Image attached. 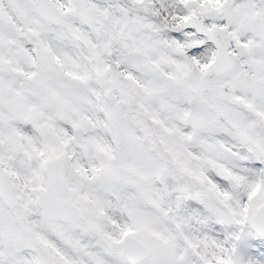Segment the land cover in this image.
Here are the masks:
<instances>
[{
    "label": "snow or ice",
    "instance_id": "1",
    "mask_svg": "<svg viewBox=\"0 0 264 264\" xmlns=\"http://www.w3.org/2000/svg\"><path fill=\"white\" fill-rule=\"evenodd\" d=\"M0 264H264V0H0Z\"/></svg>",
    "mask_w": 264,
    "mask_h": 264
}]
</instances>
